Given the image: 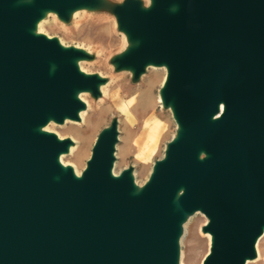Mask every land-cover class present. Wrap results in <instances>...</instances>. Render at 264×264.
<instances>
[{
  "label": "water",
  "instance_id": "water-1",
  "mask_svg": "<svg viewBox=\"0 0 264 264\" xmlns=\"http://www.w3.org/2000/svg\"><path fill=\"white\" fill-rule=\"evenodd\" d=\"M89 1L0 0V264H176L181 222L195 211L212 243L201 264L253 259L264 227V0L118 9L137 43L120 66H166L162 96L179 126L137 194L129 170L111 176L114 125L81 179L57 162L71 141L37 131L49 118L78 120L75 92L101 79L78 71L81 52L31 31L43 11Z\"/></svg>",
  "mask_w": 264,
  "mask_h": 264
},
{
  "label": "rangeland",
  "instance_id": "rangeland-1",
  "mask_svg": "<svg viewBox=\"0 0 264 264\" xmlns=\"http://www.w3.org/2000/svg\"><path fill=\"white\" fill-rule=\"evenodd\" d=\"M127 1L134 2L140 10L144 11L152 5V0H90V6L100 7L96 14L84 12L80 8L63 14L47 9L39 19L41 28L34 30V33L48 39H55L66 49L79 50L82 54L80 65L84 71L102 76L99 82L101 89L97 88L96 92L88 91V95L84 96L89 104L84 120L56 122L49 127L50 131L61 139H74L73 145L81 148V159L67 156L64 161L77 166L79 172H82L91 157L93 146L100 133L114 125L118 136L115 172L120 174L124 170H129L133 173L136 184L144 187L154 165L164 158L168 144L178 136L179 126L173 118L171 106L163 104L161 107L162 104L157 103L162 81L167 77V68L159 66L154 69L146 66L137 73L132 68L120 67L121 56L137 45V43L132 45L126 43L125 38L130 42L134 41L125 35L117 19L118 9ZM102 12L106 14H101ZM150 89L156 101L150 114L160 125L161 134L156 147L146 155H142L147 145V136L139 141L137 148L134 144L136 136L139 138L142 134L141 120L138 118L137 127L132 132L127 124L126 115L117 105L119 99L129 101L138 96L139 99L145 98L149 96ZM120 96L122 97L119 98ZM204 157L205 155L202 154L201 158ZM207 223V217L200 211L185 214L178 241L181 264H201L205 256L209 255L212 243L210 234L204 232ZM258 248L260 255L247 264H264V237L259 241Z\"/></svg>",
  "mask_w": 264,
  "mask_h": 264
},
{
  "label": "bare ground",
  "instance_id": "bare-ground-1",
  "mask_svg": "<svg viewBox=\"0 0 264 264\" xmlns=\"http://www.w3.org/2000/svg\"><path fill=\"white\" fill-rule=\"evenodd\" d=\"M96 2V1H95ZM128 2V1H127ZM98 3V2H97ZM139 3V2H138ZM141 4V3H140ZM108 5V4H107ZM119 6V5H118ZM98 6H89V7H80V9H82L84 12L87 11L88 13H91V14H96L99 10H98ZM78 10V9H76ZM173 10V9H171ZM45 13V11H43V14ZM67 13V11H66ZM73 13V12H72ZM77 13V12H76ZM70 14V13H68ZM101 14H106V13H101ZM76 16V15H75ZM102 17H104L103 15H101ZM67 17V16H66ZM71 17V16H70ZM74 17V16H73ZM40 19V18H39ZM73 19V18H72ZM70 20V19H69ZM117 23V21H116ZM117 25V24H116ZM40 27V20L37 21L35 24H34V29L31 31L32 33H34V30H38ZM123 32L125 33L126 36H128V34L126 33V31L123 30ZM35 34V33H34ZM126 39V43L127 44H134L136 43V41L134 42H130L128 41L127 38ZM60 44V43H59ZM61 47H63V44L61 43L60 44ZM64 48V47H63ZM70 49V48H69ZM80 49V48H78ZM82 49V48H81ZM127 49V47H126ZM76 50V49H75ZM79 51V50H78ZM129 51V50H128ZM84 52V51H83ZM85 53V52H84ZM89 53V52H88ZM82 55V54H81ZM89 55V54H88ZM87 55V56H88ZM121 55V54H120ZM89 58V56H88ZM94 61V60H92ZM91 61V62H92ZM118 62V61H117ZM73 63L75 64V66L77 67L78 71L85 75V76H92V74H88L87 72L84 71V69L81 67L80 65V58H77L75 60H73ZM147 66H151V68H156V67H159V66H162L164 68H166L165 65H153V64H149ZM114 67V66H113ZM121 67V66H120ZM115 69V67H114ZM159 69V68H158ZM140 73V72H139ZM167 76V75H166ZM95 77H97L98 79H102V76L100 74H96ZM165 81H166V77H165V80L162 81V86L159 90V96H158V99H157V103H160L162 104L161 107H163V104H164V100H163V96H162V88L164 87V84H165ZM103 82V81H102ZM107 84V83H106ZM105 84V86H106ZM98 88L101 89L100 85H98ZM153 90V89H152ZM88 91H85V90H78L75 92V98L77 100H79L82 104H83V108L81 110H79L77 112V117H78V120H84V116L86 114V111L89 107V104L87 103V101L84 99V96L87 94ZM96 92V91H95ZM153 92V91H152ZM152 92H151V89H150V94L149 96L147 95L145 98H140L139 99V96L138 98L134 99V100H129V101H122V99H119L118 102L119 104L117 105L119 110L122 111L125 115H126V121H127V124L129 125L130 127V130L133 132L137 125H136V122L138 121V118H140L141 120V130H142V134H140L141 136L138 138V136H136L135 140H134V144H135V148H137V146L139 145V141L141 140H144V138H146L147 136V145L145 147V149H143L142 151V155H146L148 152H150L151 150H153L156 145H157V140H158V137L159 135L161 134V131H160V125L158 124V122L154 119L153 115L150 114V110L154 107L156 101L154 100L153 96H152ZM88 95V94H87ZM122 96H120L119 98H121ZM150 98V99H149ZM139 99V100H138ZM171 106V105H170ZM171 110H172V107H171ZM172 113H173V118L175 120V117H174V112L172 110ZM216 118V116L214 117ZM71 119H68V118H64V122L65 121H70ZM56 124V122L52 119V118H49L47 120V122L42 125V126H39L37 128V131L38 132H41V133H45V134H53L49 127L51 125H54ZM56 136V138L59 140V141H63L65 139H61L58 135L54 134ZM141 138V139H140ZM175 140V139H174ZM173 140V141H174ZM71 144H69V146L67 147V150L63 153H60L57 157V162L58 164L61 166V168L63 170H67V169H71L72 171V174L73 176L76 178V179H81L82 176H83V171L86 169L87 167V164H86V167L85 169L82 171V172H79L78 170V167L77 166H72L71 164L67 163L64 161V158L67 157V156H70V157H74L75 159H81V148H79L78 146L76 145H73L74 143V139L71 138ZM117 141H118V136H117ZM76 143V142H75ZM78 145V144H77ZM167 149V148H166ZM115 150L116 149V143L114 144V149H113V153H112V156H113V161H112V166H111V169H110V173H111V176L113 178H119L120 175L122 174V172L120 174H117L115 172V157H116V153H115ZM92 155V154H91ZM201 153L199 154V158H201ZM91 158V157H90ZM90 160V159H89ZM88 160V161H89ZM132 170V169H131ZM81 171V170H80ZM153 172V170H152ZM152 174V173H151ZM151 176V175H150ZM130 177L132 179V183H133V188H134V193L133 194H137L141 189L142 187L138 186L134 180V176H133V173L130 174ZM150 178V177H149ZM149 181V179H148ZM143 186V185H142ZM184 228V227H183ZM181 232H182V229H181ZM264 237V227L262 229V233L260 236L257 237V239L255 240V243H254V252H255V257L254 258H257L259 255H260V250L258 248V244H259V241L261 240V238ZM179 239H180V236H179ZM178 239V241H179ZM210 254V252H209ZM253 258V259H254ZM253 259H246L245 260V263L244 264H247L249 262H251ZM256 260V259H255ZM176 264H181L180 261H179V250H178V258H177V262Z\"/></svg>",
  "mask_w": 264,
  "mask_h": 264
}]
</instances>
